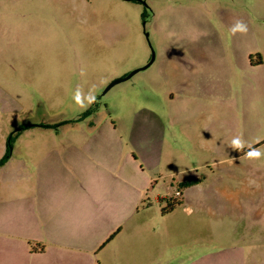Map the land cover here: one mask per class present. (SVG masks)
Wrapping results in <instances>:
<instances>
[{"label": "rangeland", "instance_id": "1", "mask_svg": "<svg viewBox=\"0 0 264 264\" xmlns=\"http://www.w3.org/2000/svg\"><path fill=\"white\" fill-rule=\"evenodd\" d=\"M231 19L248 26L232 53ZM197 33L223 35L204 40L211 55L201 73L179 39ZM249 58L263 63L251 68ZM95 103L118 128L143 108L168 117L157 174L143 165L151 181L138 212L94 233L100 264H185L251 242L245 250L264 264V158L244 156L249 145L264 151V0H0V159L10 137L15 150L0 170V198L18 194L22 151L88 129L96 119L83 114ZM235 136L243 151L230 146ZM134 245H146V259L120 257Z\"/></svg>", "mask_w": 264, "mask_h": 264}, {"label": "crops", "instance_id": "2", "mask_svg": "<svg viewBox=\"0 0 264 264\" xmlns=\"http://www.w3.org/2000/svg\"><path fill=\"white\" fill-rule=\"evenodd\" d=\"M237 20L241 19L225 22L233 25ZM213 36L223 38L221 34L207 33L179 38L189 45L181 53L186 54L188 66L196 67L195 72H205L211 54L204 40ZM229 40L232 53L236 36L229 34ZM219 46L222 48L219 56L225 59L224 41ZM262 63L250 61V67ZM100 111L89 114L96 122L86 130H76L69 141L27 146L22 151L26 153V161L14 167L16 171L19 169L18 194L6 193L0 198V264H82L83 251L95 260L93 252L102 238H96L94 233L100 225L110 222L114 231L138 212L144 202L147 181H151L144 174L143 165L157 174L168 117L143 108L132 114L130 127L118 128L110 121V115L107 117ZM198 118L199 115L193 120ZM11 149L10 157L15 151L13 146ZM10 161L1 165L0 170ZM160 198L159 194L154 197L156 201ZM118 231L113 239L121 234ZM253 244L234 246L233 252L219 258L206 252L185 264H254L253 254L245 250L253 248ZM131 253L123 252L120 257L128 261L146 259V245H134ZM95 262L100 264L98 259Z\"/></svg>", "mask_w": 264, "mask_h": 264}, {"label": "clouds", "instance_id": "3", "mask_svg": "<svg viewBox=\"0 0 264 264\" xmlns=\"http://www.w3.org/2000/svg\"><path fill=\"white\" fill-rule=\"evenodd\" d=\"M229 32L232 36H235L236 34L246 35L248 33V26L246 23H244L241 20L235 21V23L231 26L229 29ZM74 99L79 102L81 99V90L77 89ZM94 102V98H93ZM230 146L233 148V150L236 151H243L245 148V141L242 139L241 136H235L233 137ZM244 156L248 160H260L264 158V151H262L259 148H253L249 145V150L244 153ZM186 211L191 214L192 209L188 208Z\"/></svg>", "mask_w": 264, "mask_h": 264}, {"label": "trees", "instance_id": "4", "mask_svg": "<svg viewBox=\"0 0 264 264\" xmlns=\"http://www.w3.org/2000/svg\"><path fill=\"white\" fill-rule=\"evenodd\" d=\"M97 104H93L89 109L86 110V112L83 115L91 114L96 110ZM42 126H50L49 124H41ZM12 144H11V137L9 138L6 146V151L4 157L0 159V166L3 165L8 158L10 157V150H11Z\"/></svg>", "mask_w": 264, "mask_h": 264}, {"label": "water", "instance_id": "5", "mask_svg": "<svg viewBox=\"0 0 264 264\" xmlns=\"http://www.w3.org/2000/svg\"><path fill=\"white\" fill-rule=\"evenodd\" d=\"M153 60H154V54L152 53V56H151L150 61H149L146 65H144L142 68H146L148 65H150V64L152 63ZM137 70H138V69L132 71L131 73H129V74H128L127 76H125L124 78L113 80V81L108 85L107 89L110 88L112 85L116 84L117 82H119V81H121V80H123V79H126V78L130 77V76H131L132 74H134Z\"/></svg>", "mask_w": 264, "mask_h": 264}]
</instances>
